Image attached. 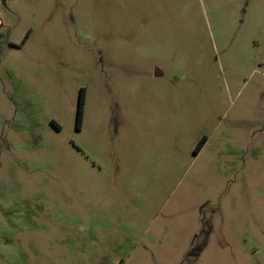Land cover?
Wrapping results in <instances>:
<instances>
[{
  "label": "rangeland",
  "instance_id": "1",
  "mask_svg": "<svg viewBox=\"0 0 264 264\" xmlns=\"http://www.w3.org/2000/svg\"><path fill=\"white\" fill-rule=\"evenodd\" d=\"M0 264H264V0H0Z\"/></svg>",
  "mask_w": 264,
  "mask_h": 264
},
{
  "label": "trees",
  "instance_id": "2",
  "mask_svg": "<svg viewBox=\"0 0 264 264\" xmlns=\"http://www.w3.org/2000/svg\"><path fill=\"white\" fill-rule=\"evenodd\" d=\"M82 104H83V90H80V97H79V102H78V107H77V123L81 119V110H82ZM203 144V141L201 140L198 145L195 148V152H198Z\"/></svg>",
  "mask_w": 264,
  "mask_h": 264
},
{
  "label": "flooded vegetation",
  "instance_id": "3",
  "mask_svg": "<svg viewBox=\"0 0 264 264\" xmlns=\"http://www.w3.org/2000/svg\"><path fill=\"white\" fill-rule=\"evenodd\" d=\"M156 75V74H155ZM195 152V151H194ZM195 153H197V152H195Z\"/></svg>",
  "mask_w": 264,
  "mask_h": 264
}]
</instances>
